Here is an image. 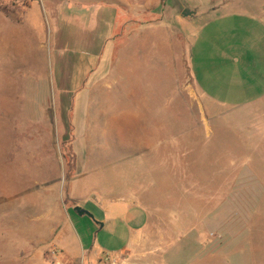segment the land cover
Here are the masks:
<instances>
[{"label":"rangeland","instance_id":"1","mask_svg":"<svg viewBox=\"0 0 264 264\" xmlns=\"http://www.w3.org/2000/svg\"><path fill=\"white\" fill-rule=\"evenodd\" d=\"M132 3L144 40L167 31L181 39L174 19L189 8L198 16L185 17L215 15L201 36L216 35L241 52V63L259 67L264 0ZM66 7L65 0H0V264H113L116 253L101 250L94 230L107 215L113 229L129 211L149 216L150 236L133 247L131 262L264 264V94L253 105L226 107L198 84L199 105L186 92L184 61L175 76L146 72L138 81L149 88L148 102L171 108L163 128L157 110L144 116L119 99L123 81L107 88V77L92 93L107 54L93 75L98 58L89 52L100 45H85L89 31L64 18ZM156 19L152 28L143 24ZM252 82L226 83L223 99L243 102L256 90Z\"/></svg>","mask_w":264,"mask_h":264},{"label":"crops","instance_id":"2","mask_svg":"<svg viewBox=\"0 0 264 264\" xmlns=\"http://www.w3.org/2000/svg\"><path fill=\"white\" fill-rule=\"evenodd\" d=\"M137 1L65 0L67 7L65 10L63 9L64 18H67L66 20L69 23L77 24L86 31H89L90 37L89 35L88 37L86 36L84 40L85 45L92 48L95 46L99 48L100 45V49L97 52H89L90 57L96 54V59L98 58L93 75L98 70L100 71L101 61L103 62L107 54L109 63H106V70L95 75L94 80L88 86L92 89L93 94L97 88L100 91L103 84L108 88L115 80L117 84L123 81L126 86L119 90V99H121V96L123 98L126 97L128 103L124 104L137 105L141 111L146 112L144 116H147L150 109L157 110L156 117H161L162 119V122H159L158 125L163 126V128L165 123L169 125L170 110L168 109L170 105H165L163 102L151 105L148 102L147 92H150L149 88L146 87V90L144 85L138 81L140 75L144 77L146 72L163 77L175 76L177 74L176 63L179 65L181 61H184L191 79L190 87L186 89V92L188 90L187 94H190L189 98L192 100L196 99L199 105L203 104L200 96L197 95L196 87H198V84L203 89L200 90L201 95L203 94L202 92L208 91L212 96V101L226 107H237L242 104L253 105L254 101L264 94V49L259 54V61L257 62L259 67L255 68L254 62L256 61L254 59L251 62V67L250 64L247 66V62L241 63L239 59L241 52L236 53L233 48L232 52L229 42L215 41V37L217 36L213 34L201 36V28L208 23L214 22L213 18L215 15L204 20L198 18L195 11L192 15L196 14L197 16L195 15L194 17L174 16V23L179 25L183 35L181 39H177L178 41L173 37L174 32L172 33L171 31H167L166 35L156 34L153 38L144 40L141 37L142 33L138 35L134 30L135 27L132 25L134 16L129 15L131 14L130 7L132 8L134 5L132 2ZM156 8V6H147V9L151 11ZM158 23V19L143 22L144 26L148 28H152L158 25ZM120 30L121 33H119ZM124 30L126 32L123 34ZM94 33L95 36L93 37ZM129 36H132V38L126 39ZM113 41L116 42L115 46L112 45ZM129 42H131L132 48L135 45L133 51L131 50L130 60L127 59L128 51L125 52ZM108 45L109 51L107 52ZM113 46L114 49L112 50ZM123 56L126 57L124 60H122ZM109 59H111V62ZM248 76L253 78L251 84L255 86V92L249 93V95L246 93L241 103L233 101L232 105H228V102L231 104V101L226 102L223 99L222 93L224 88L222 89V86H225L226 83H234L235 87L239 89L243 88L245 87L243 78ZM89 77H92V73L89 74ZM107 77L111 78L110 81L101 84V81ZM126 79H129L128 83H125ZM235 87L228 91L229 95L235 93ZM167 106L169 108L165 110ZM165 115L168 122L165 121ZM140 117L142 118V112ZM163 128L161 131L164 130ZM130 203H132L131 200L128 202V206H130ZM106 210L110 214V208L107 207ZM129 212L125 218L121 216L116 217L119 223L114 226L112 225L113 229L109 228L110 221H113L111 215H107L106 220H103L102 223L97 222L94 231L97 234H101L98 240L101 250L106 255H110L109 252L114 251L116 255L114 258L112 257L111 262L116 261V264H157V261H130L133 247L145 244L150 239V236L146 232L149 225V216H145L141 212ZM188 242V244H201L200 241L197 242L196 240H188ZM229 252L227 249L226 254H229ZM225 258L228 263L230 261L229 256H225Z\"/></svg>","mask_w":264,"mask_h":264},{"label":"water","instance_id":"3","mask_svg":"<svg viewBox=\"0 0 264 264\" xmlns=\"http://www.w3.org/2000/svg\"><path fill=\"white\" fill-rule=\"evenodd\" d=\"M178 7H179V9H181L180 6H178ZM193 13H194V11H192V10H190V9H188V8H184V9L182 10V15H184V16H189V15H192ZM74 210L77 212V214H78L79 216L86 215V216H88V217H90V218H92V219H95V218H94V215H93L90 211H88V210H86V209H84V208H82V207H80V206H76V207L74 208Z\"/></svg>","mask_w":264,"mask_h":264},{"label":"built area","instance_id":"4","mask_svg":"<svg viewBox=\"0 0 264 264\" xmlns=\"http://www.w3.org/2000/svg\"><path fill=\"white\" fill-rule=\"evenodd\" d=\"M115 262H116V261H113V264H116Z\"/></svg>","mask_w":264,"mask_h":264},{"label":"trees","instance_id":"5","mask_svg":"<svg viewBox=\"0 0 264 264\" xmlns=\"http://www.w3.org/2000/svg\"><path fill=\"white\" fill-rule=\"evenodd\" d=\"M28 5V4H27Z\"/></svg>","mask_w":264,"mask_h":264}]
</instances>
